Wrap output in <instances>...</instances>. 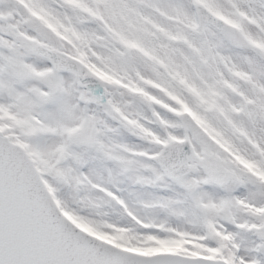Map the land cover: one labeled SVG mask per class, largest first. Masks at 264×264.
Here are the masks:
<instances>
[{
    "label": "snow or ice",
    "instance_id": "6c2138e0",
    "mask_svg": "<svg viewBox=\"0 0 264 264\" xmlns=\"http://www.w3.org/2000/svg\"><path fill=\"white\" fill-rule=\"evenodd\" d=\"M0 264H264V0H0Z\"/></svg>",
    "mask_w": 264,
    "mask_h": 264
}]
</instances>
